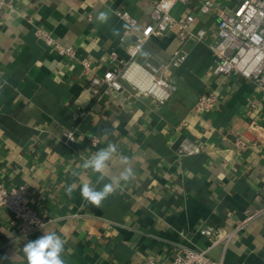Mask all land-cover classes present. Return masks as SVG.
<instances>
[{
    "label": "crops",
    "instance_id": "1",
    "mask_svg": "<svg viewBox=\"0 0 264 264\" xmlns=\"http://www.w3.org/2000/svg\"><path fill=\"white\" fill-rule=\"evenodd\" d=\"M157 1L6 0L3 5L0 182L26 185L30 204L49 222L22 233L24 223L14 222L0 206V264H27L24 244L48 231L65 240L67 264H145L148 255L168 264L186 248H209L223 264H264V213L226 247L211 246L203 232L230 229L246 211L264 206V143L235 145L236 134L252 120L264 125V90L240 74L210 69L208 42L216 37L220 13L232 12L238 0L175 5L173 15L192 14L191 28H204L207 37L189 43L188 59L174 72L178 88L167 101L115 90L96 94L90 88L92 76L110 68L114 52L119 60L132 57ZM118 10L128 11L136 23ZM100 12L109 13L107 23L98 21ZM177 31L173 26L151 34L137 59L150 52L169 57L180 44ZM56 44L74 53L62 54ZM210 92L217 96L215 106L195 111L197 99ZM184 137L203 150L180 154ZM109 143L117 147L109 164L113 174L127 157L134 178L122 181L100 206L83 200L79 187L69 197L66 186L80 183L74 171L95 183L96 175L78 165Z\"/></svg>",
    "mask_w": 264,
    "mask_h": 264
},
{
    "label": "built area",
    "instance_id": "2",
    "mask_svg": "<svg viewBox=\"0 0 264 264\" xmlns=\"http://www.w3.org/2000/svg\"><path fill=\"white\" fill-rule=\"evenodd\" d=\"M188 0H158L151 11L153 21L143 30L142 36L135 45V52L128 60L118 59L112 54L111 66L104 73H95L90 80V88L96 94L109 93L112 90L121 93L128 92L131 96L152 97L163 103L170 99L178 85L174 72L189 57V43L205 41L207 31L204 28L193 29L192 14L184 18L173 15V8L179 3ZM6 0H0V12ZM209 3L202 6L204 11L209 9ZM118 15L130 23L136 19L126 10H118ZM1 22V21H0ZM177 26L179 46L169 56L164 57L158 52H150L140 61L137 54L143 50L146 39L151 34H165L166 31ZM49 42H53L47 37ZM213 56L210 69L215 74H240L251 79L256 87L264 90V0H238V5L232 12L220 13L216 37L208 42ZM62 54H73L72 47L56 44ZM217 96L214 92L201 95L195 102L193 109L197 112H209L216 104ZM68 137L74 139L72 132ZM96 141V138H93ZM264 143V125L252 120L245 132L237 133L235 145L247 148ZM203 150V145L189 137L181 139L178 152L182 155H191ZM0 206L9 210L14 222L22 221V233H28L46 225L45 219L30 204L26 185L7 187L0 182ZM264 213V206L253 211H246V215L234 227L204 228L203 232L211 240V246L223 243L226 247L248 225L250 221ZM145 264H162L154 255H148ZM168 264H223L221 259H215L209 254V248H186L176 254Z\"/></svg>",
    "mask_w": 264,
    "mask_h": 264
},
{
    "label": "clouds",
    "instance_id": "3",
    "mask_svg": "<svg viewBox=\"0 0 264 264\" xmlns=\"http://www.w3.org/2000/svg\"><path fill=\"white\" fill-rule=\"evenodd\" d=\"M108 12H100L97 19L101 23H107L109 20ZM119 29H113V35H119ZM141 55H147L141 52ZM117 153L115 144L109 143L107 147L101 148L84 159L78 168L90 170L96 175L95 183L84 180L82 173L74 171L72 175L80 180V183L73 182L66 186V194L71 197L79 187L80 196L88 203L100 206L108 196L114 194L121 186V182H128L134 178L133 168L130 166L127 157L121 158L123 165L118 174H113L109 167L114 155ZM102 185V187H98ZM23 254L27 264H67L64 259L65 240L55 231L44 232V234L35 240H28L23 246Z\"/></svg>",
    "mask_w": 264,
    "mask_h": 264
}]
</instances>
